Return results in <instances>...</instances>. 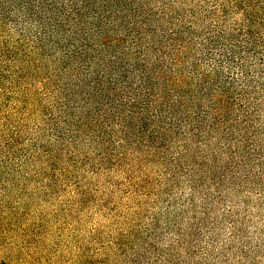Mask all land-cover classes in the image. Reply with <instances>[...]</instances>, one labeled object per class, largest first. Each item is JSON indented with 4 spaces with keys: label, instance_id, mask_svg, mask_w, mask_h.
<instances>
[{
    "label": "trees",
    "instance_id": "obj_1",
    "mask_svg": "<svg viewBox=\"0 0 264 264\" xmlns=\"http://www.w3.org/2000/svg\"><path fill=\"white\" fill-rule=\"evenodd\" d=\"M174 1L0 0V111L25 72L51 83L43 115L55 142L42 146L41 155L49 166L63 151L68 155L46 179L69 173L75 148L88 138L98 166L139 157L161 162L166 179H243L263 186L247 179H264V142L257 138L264 33L253 30L248 11L242 23L225 27L218 16L225 9L215 0H190L187 11ZM7 81L14 85L5 87ZM22 88L15 105L25 112L30 97ZM204 151L210 158L203 170ZM209 222L206 216L189 228L203 236ZM257 250L264 260V233ZM86 258L78 254L72 264ZM7 259L0 264H46L35 252Z\"/></svg>",
    "mask_w": 264,
    "mask_h": 264
},
{
    "label": "rangeland",
    "instance_id": "obj_2",
    "mask_svg": "<svg viewBox=\"0 0 264 264\" xmlns=\"http://www.w3.org/2000/svg\"><path fill=\"white\" fill-rule=\"evenodd\" d=\"M163 1L149 0L155 6ZM173 3L181 11L192 4ZM214 3L225 9L218 15L225 27L242 23L248 11L253 30L264 33V0ZM39 79L25 72L13 91L17 95L0 111V262L10 253L23 258L35 252L46 264H72L78 254L87 257L83 264H136L132 255H139L141 264H264L257 250L264 233V179H247L263 181L262 187L243 179L234 184L232 179H166L161 162L139 157L106 168L98 166L88 138L75 148L69 173L46 179L58 174L68 154L63 151L51 166L41 155V147L55 140L43 115L52 101L46 92L51 83L42 85ZM21 87L30 97L25 112L15 105ZM259 119L263 126L257 138L263 143L264 113ZM188 157L194 159L193 151ZM209 158L201 160L203 170ZM206 216L210 222L203 236L193 234L198 231L189 226Z\"/></svg>",
    "mask_w": 264,
    "mask_h": 264
}]
</instances>
